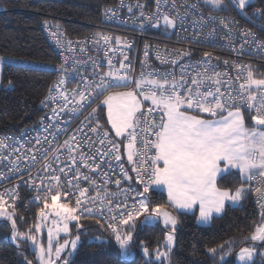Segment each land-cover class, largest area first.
<instances>
[{"label":"snow or ice","instance_id":"snow-or-ice-1","mask_svg":"<svg viewBox=\"0 0 264 264\" xmlns=\"http://www.w3.org/2000/svg\"><path fill=\"white\" fill-rule=\"evenodd\" d=\"M229 3L243 11L252 3V0H229ZM203 4L219 10H226L228 7L225 0H203ZM121 6H123V0H121ZM172 6L175 8V0H172ZM138 7L143 9V5H139V2ZM191 7L198 8L199 4H193ZM128 11H132L131 6L128 7ZM157 12H160V0H157ZM112 14L115 16V11ZM143 15L144 12L141 11V16ZM178 15L179 13H177ZM254 15H259L261 19H264V11L260 9H257ZM147 19L150 21L152 17ZM160 19L163 20V25L166 28L175 29L177 27L176 17H170L164 13ZM179 22L183 25L184 18L181 17ZM220 23L227 27L223 19ZM152 26L158 28L161 25L157 21ZM208 35L214 36L215 30L209 32ZM243 35L252 37L257 52L264 55V41L256 40L255 34L250 31L244 32ZM102 38L106 42L110 39L107 36ZM240 47L243 50L245 44H241ZM177 55L182 58L190 56V52L180 51ZM204 57L196 64L182 66L179 81L175 79L174 73L149 72L145 74L142 72L139 78H136L130 76L128 71L111 70V60H109L110 70L100 75L98 82L94 81L89 85L87 95L83 91L79 93L80 101L75 108L71 109L73 114L90 107L91 103H94L100 96L104 97L101 103L107 108V121L114 129L115 137L127 139V161L132 164L131 170L136 174L135 181L142 184L143 188L134 190L136 202L129 206L126 201L132 197L128 195V189L113 193L105 187L101 192V185L97 184L91 176L81 172L79 168L73 169L69 166L67 172L65 168H59V172L66 178L69 172L72 173V176L66 179V184L70 189L75 188L78 195L75 192L62 191L64 185L61 184L60 175L38 176L36 179L30 177L24 183L37 193L42 191L44 195L37 194L34 197L35 201H40L42 204L38 212L41 222L34 224L27 232H20L16 224V200L19 198L16 189L20 185L0 193V218L11 223V236L14 241H17L18 247L21 243L30 242L31 247L36 249L37 264H56L62 254H65L62 264H74L71 257L81 242L80 234L75 235L72 239L65 238L63 242H59L60 233L67 236L71 232L70 224L73 221L76 222L75 227L81 228L83 225L79 223L80 220L92 217H99L97 223H100L101 220L105 221L121 254L131 255L130 247L133 243L132 233L135 221L141 216H144L146 224L162 221L164 226L169 229L165 239L166 250L161 251L156 248L154 255L156 260H168V264H171L169 254L175 245V233L179 221L164 205H157L150 210L151 200L147 194L150 189L155 190L153 186H164L167 189L169 202L176 210L190 211L198 205L199 220L203 223H209L213 218V213H223L226 202L237 206L247 198L250 192H254L256 202L262 209V222L255 226L249 239L253 242H264V78H256L255 70L251 65L233 63V67L246 72V75L243 76L244 82L239 84L238 89H234L228 74L216 71L211 65L209 59L211 53H205ZM2 59L0 58V61ZM161 62L177 63L175 59L162 60ZM223 63L227 65L229 61L224 60ZM120 68L130 69V65L121 63ZM189 69L195 75L191 77V86L186 87L187 81L184 76ZM62 71H66V69L62 68ZM225 77L228 78L225 79ZM236 79L240 80L241 76L238 74ZM60 83H64L63 79ZM206 85L207 87H205ZM58 86L54 85V87ZM114 89L129 90L114 91ZM75 94L74 92L73 95ZM60 98L66 102L68 100V97L63 93ZM144 101H150L155 108L149 107L145 112L143 110ZM64 107L66 108L67 104ZM63 110L64 108H61V111ZM154 111L157 112L158 119L153 117ZM96 112L97 109L93 108L89 116L95 117ZM245 112L251 114L250 123L246 122ZM53 113L58 115L55 109H53ZM202 113L207 114L209 118H204ZM90 131L93 133L100 131L101 138L98 142L104 145L107 141L110 146L109 151L112 153L111 159L117 162L121 161L120 145L109 138L108 131L102 130L98 119L96 127L90 128ZM138 136L141 137L140 148L136 146ZM149 136L154 139H148ZM44 139L47 140V137ZM55 139L56 136L53 135V140ZM76 141L77 138L73 135L62 145L53 147L49 142L50 147H53L52 160L59 161L60 150L66 149L72 165H77V157L72 155L74 151L72 143L76 144V149H82V145ZM36 143L40 144L41 140L36 138ZM122 143L123 140H121ZM6 147L3 140H0V149ZM43 154L45 172L55 171L52 168V162L48 160L49 149H43ZM97 156H101L99 163L95 162ZM102 156L100 149H97L93 155H88L81 150L79 162L89 171H94L100 169V164L105 162ZM2 159L3 157H0V160ZM30 159L33 163L38 162L35 155H32ZM89 161H93V163H89ZM118 166L126 180H133L122 163ZM109 167L111 168L110 163ZM233 169L239 170L243 182L249 185L247 188L242 184L232 191L217 186L218 178L223 179L225 175L231 174ZM10 171L14 175L22 169L13 163ZM101 174L105 185L114 183L118 188L120 187V179L112 181L106 172ZM0 179H7V177L0 174ZM37 179L39 183H37ZM74 180L75 183H73ZM82 181L89 182L96 192L95 196L88 195V188L80 187ZM253 181L256 182L254 187L251 183ZM6 195L11 198V203L5 199ZM69 195L75 197L74 206H71L69 202H61L62 196ZM118 196H123L124 202L114 204L113 201ZM49 216H54L52 224L55 227L48 228L45 245L38 239V234L41 233L42 223L47 221ZM125 226L127 230H125ZM93 239L100 238L94 237ZM101 242L103 243V241ZM141 247L143 254L147 257L149 255L148 247L145 245ZM219 247L222 249L223 245ZM230 251L231 249H229V253ZM208 252L215 255L217 248H209ZM53 253L55 258H53ZM225 255L220 257L221 264L225 260ZM254 256V247L242 248L238 259L241 264H254ZM26 264H33V262L26 260ZM149 264H154V262L150 261ZM261 264H264V257H262Z\"/></svg>","mask_w":264,"mask_h":264},{"label":"built area","instance_id":"built-area-1","mask_svg":"<svg viewBox=\"0 0 264 264\" xmlns=\"http://www.w3.org/2000/svg\"><path fill=\"white\" fill-rule=\"evenodd\" d=\"M138 2L139 5H143V9L138 7ZM193 4H199V7L192 8L191 5ZM175 5L173 8L172 0H160V12H157V0H123V6H121V0H116L110 5H105L101 10L99 23L91 26L86 34L80 36H72L61 27L44 26L45 36L58 59L56 79L45 97L46 111L34 125L19 132L0 134V140H3L7 146L0 149V157H3L0 160V174L7 177V179H0V193L20 185L16 189L19 194L16 207L20 206L25 212H28L31 208H36L39 211V207L42 206L40 201L34 200V197L37 194L43 196L44 193L42 191L37 193L24 183L30 177L36 179L38 176L60 175L61 184L64 185L62 191H71L78 195L75 188L70 189L66 184V179L70 178L72 173L69 172L66 178L59 172V168H65L67 172L69 166L73 169L79 168L81 172L91 176L97 184L101 185V192L104 191L105 187L113 193L128 189V195L132 199H128L127 204L131 206L136 202L134 190H142L143 185L135 181L136 174L131 170L132 164L127 161V139L123 137L121 144V140H117L109 133V138L120 145L121 161L117 162L111 159L112 153L109 151L110 146L107 141L104 145L98 142L101 138V132L93 133L90 131V128L96 127L97 119L102 130L107 131L102 116L101 101L104 97L100 96L94 103H91L90 107L81 109L75 114L71 112V109L75 108L80 101L79 93L83 91L87 95L89 85L94 81L98 82L99 76L110 70L109 60H111V70L128 71L130 76L136 78H139L142 72L145 74L149 72L174 73L175 79L179 81L182 66L196 64L205 58V53H211L209 58L211 65L216 71L228 74L234 89H238L239 84L244 82L243 76L246 75V72L233 67V63L251 65L255 70L256 78H261L259 76L262 74L260 69L264 68V55L257 52L252 37H245L243 33L250 31L255 34L256 40L264 41V19H261L259 15H254L257 9L264 11V0H260L244 11L234 7H230L228 10H212L198 0H175ZM129 6L132 8L131 12L128 11ZM113 11L116 13L115 16L112 14ZM141 11L144 12L143 16H141ZM164 13L170 17H176L177 27L175 29L166 28L163 25V20L160 17ZM177 13H179L178 16ZM148 17H152V19L149 21ZM181 17L184 18L183 25L179 22ZM222 19L227 27L220 23ZM157 21L161 25L158 28L152 26ZM213 30H215V35L210 37L208 34ZM104 36L110 37V39L106 42L102 38ZM246 41L248 43H245ZM241 44H245L243 50H241ZM180 51H188L190 56L181 58L177 55ZM125 57L127 59H124ZM173 59L177 61L176 64L161 62L162 60L171 61ZM224 60L229 61V63L225 65ZM121 63L130 65V69H121ZM62 68L66 71H62ZM238 74L241 76L240 80L236 79ZM193 75L195 73L189 69L184 76L187 81L186 87L191 86ZM62 79L64 83H60ZM54 85L59 86L54 87ZM127 90L129 89H114V91ZM74 92L75 95H73ZM61 93L68 97L67 102L60 98ZM143 103L145 112L149 107L155 108L150 101ZM65 104H67L66 108L64 107ZM61 108L64 110L61 111ZM93 108L97 109L96 116L90 117L89 113L92 112ZM53 109L58 115L53 113ZM201 115L209 118L207 114L202 113ZM86 117L88 119H85ZM153 117L158 119L156 111L153 112ZM53 135L56 136L55 140H53ZM73 135L77 138L76 142L82 145V149H76V144L72 143L74 149L72 155L77 157V165H72L66 149L60 150L59 161L52 160L53 147L62 145L64 141L70 140ZM45 137L47 140L44 139ZM36 138L41 140L40 144L36 143ZM147 138L154 139L151 136ZM140 141L141 137L138 136L137 148L141 147ZM49 142L53 147H50ZM43 149H49L48 160L52 162V168L55 171L48 170L45 172ZM97 149L101 150L105 162L100 164V169L89 171L79 162L80 151L93 155ZM32 155L36 156L37 163H33L30 159ZM100 160L101 156H97L95 162L99 163ZM13 163L19 165L22 171H18L14 175L11 174L10 167ZM89 163H93V161H89ZM120 163L128 170V175L133 177V180L129 181L123 177L118 166ZM102 172H106L112 181L120 179V187L118 188L114 183L105 185ZM37 183H39L38 179ZM45 183L47 184L48 181L46 180ZM251 183L254 187L256 182ZM80 187L88 188V195L95 196L96 192L89 182L82 181ZM153 188L155 189V186ZM151 191L153 190L150 189L149 193ZM251 194L254 205L262 211L256 202L255 193L251 192ZM5 199L11 203L9 196L6 195ZM61 202H69L71 206H74L75 197L72 195L62 196ZM122 202H124L123 196H118L113 201L114 204ZM92 218L99 219V217ZM100 222L107 228L105 221L101 220Z\"/></svg>","mask_w":264,"mask_h":264},{"label":"trees","instance_id":"trees-1","mask_svg":"<svg viewBox=\"0 0 264 264\" xmlns=\"http://www.w3.org/2000/svg\"><path fill=\"white\" fill-rule=\"evenodd\" d=\"M115 1L0 0V57L14 60L4 64L2 71L0 134L19 132L32 126L46 111L45 97L56 79L58 59L45 36L44 26L61 27L72 36L84 35L91 26L99 23L102 8ZM27 62L46 65L48 68L29 65ZM260 72L262 74L259 77L264 78V68ZM9 81L13 86L11 89ZM250 115L245 112L248 122ZM242 184L248 186L239 172L235 171L223 179L219 178L217 182L218 187L232 191ZM148 196L151 200L150 210L157 205H164L178 218L176 244L169 254L171 264H221L220 257L226 253L223 264H234L235 255L242 248L254 244L249 237L255 226L262 222V211L254 205L251 192L240 205H228L225 212L215 217L209 226L197 222V213L176 210L161 191L153 190ZM16 212V224L20 232H27L40 222L36 208L25 212L18 206ZM79 223L83 227H75L76 222L70 226L72 235L80 234L81 237V243L72 258L74 264H149L150 261L168 264V260H156L154 255L156 248L164 250L169 231L160 222L146 224L144 216L135 221L131 245L135 256L132 261L124 259L114 236L103 223H97L96 218H82ZM11 233V223L0 218V264H26V260L37 264L36 252L30 248L29 242L21 243L18 247ZM43 241H47L46 236ZM142 245L149 249L147 257L142 252ZM220 245H223L222 249ZM256 246L264 249V243ZM213 247L217 248L215 255L208 252ZM261 262L257 256L255 264Z\"/></svg>","mask_w":264,"mask_h":264},{"label":"rangeland","instance_id":"rangeland-1","mask_svg":"<svg viewBox=\"0 0 264 264\" xmlns=\"http://www.w3.org/2000/svg\"><path fill=\"white\" fill-rule=\"evenodd\" d=\"M200 3H202L203 4V0H198ZM257 0H252V3L250 4V5H253L255 2H256ZM225 4H227L228 5V7H227V9L228 8H230V7H234L231 3H229V0H225ZM203 5H205V4H203ZM249 5V6H250ZM205 6H207V7H209L210 9H212V10H218V11H220L219 9H213L210 5H205ZM249 6H247L244 10H246ZM235 8V7H234ZM243 10V11H244ZM0 58H3V57H0ZM12 62H14V60H12V59H9V58H3L2 59V61H0V89H2V71H3V67H4V64H8V63H12ZM27 64H29V65H33V66H40V67H46V68H48V66H46V65H38V64H34V63H30V62H27ZM13 86H12V84H10L9 85V88L11 89ZM102 107H103V120H104V122H103V124L106 126V128H107V131L113 136V137H115V132H114V129H112L111 128V124L107 121V108H106V106H104V105H102ZM245 119H246V116H245ZM246 122H248L247 120H246ZM250 123V122H249ZM117 140H122V138L123 137H115ZM221 166L223 167V163L221 164ZM232 171H235V172H239V170H236V169H233ZM219 179V178H218ZM217 182H218V180H217ZM218 186V185H217ZM244 187H246V185H243ZM156 188H158V187H156L155 186V189ZM166 193V192H165ZM242 202V201H241ZM241 202L238 204V205H240L241 204ZM228 205H231V206H233L232 204H231V202H226L225 203V209H226V207L228 206ZM237 205V206H238ZM195 208H198V205L195 207ZM169 211V210H168ZM191 212H192V210H191ZM190 212V213H191ZM224 212H225V210H224ZM223 212V213H224ZM193 213V212H192ZM223 213H220V214H217V213H213V218L216 216H221ZM53 218H54V216H49V218H48V220L47 221H44L43 223H42V229H41V233L40 234H38V239H40L42 242H44L43 240H44V236H46L47 237V230H48V228H54L55 226L52 224V220H53ZM213 218H212V220H213ZM212 220L209 222V223H203V222H200V220H199V214H197V222L200 224V225H202V226H209V225H211V223H212ZM41 222V221H40ZM73 222H75V221H73ZM163 226H164V224H163V222L162 221H159ZM159 222H157V223H159ZM157 223H154V224H157ZM70 226H71V224H70ZM177 226H178V224H177ZM165 227V226H164ZM71 229V228H70ZM75 236H73L72 235V232H70V234L69 235H67L66 236V234H64V233H60V241L59 242H63V239H65V238H68V239H72V238H74ZM47 242V241H46ZM46 242H44L45 243V245H46ZM81 243V242H80ZM80 243L78 244V246H77V248L79 247V245H80ZM254 244L253 245H251V246H249V247H245V248H251V247H254L255 248V256L253 257V261H254V264H255V260L257 259V256L260 258V260L262 261V257H264V249H262V247L261 246H256L257 244L258 245H261V244H263L264 242H253ZM29 244H30V242H29ZM175 244H176V241H175ZM54 245H55V241H54ZM174 247V246H173ZM30 248L33 250V251H35L36 252V249L35 248H33V247H31V245H30ZM77 250V249H76ZM166 249H165V246H164V250L163 251H165ZM130 251H131V255H124V259L125 260H127V261H132L133 259H134V256H135V254H134V249L132 248V247H130ZM66 252H67V250H66ZM76 252V251H75ZM75 252L73 253V255L75 254ZM240 252V251H239ZM239 252L235 255V259H234V264H241V262L239 261V259H238V254H239ZM73 255H72V257H71V261H72V258H73ZM53 258H55V256H54V253H53ZM65 258V254H62V256H61V259L59 260V261H56V264H62V261H63V259ZM36 259H37V253H36Z\"/></svg>","mask_w":264,"mask_h":264},{"label":"crops","instance_id":"crops-1","mask_svg":"<svg viewBox=\"0 0 264 264\" xmlns=\"http://www.w3.org/2000/svg\"><path fill=\"white\" fill-rule=\"evenodd\" d=\"M239 10V9H238ZM205 118V117H204ZM248 186H246V188H247ZM155 190H157V191H161V192H163V193H165L166 194V196H167V199H168V195H167V189L164 187V186H159L158 188H156ZM168 202H169V199H168ZM170 203V202H169ZM179 211H181V212H185V213H189L190 214V212H191V210L189 211V210H179ZM192 212L193 213H197V214H199V206H198V208H193L192 209ZM191 212V213H192ZM216 217V216H215ZM214 217V218H215ZM218 217V216H217ZM213 218V219H214Z\"/></svg>","mask_w":264,"mask_h":264}]
</instances>
